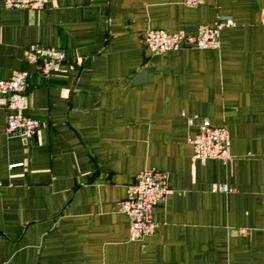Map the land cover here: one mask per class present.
<instances>
[{"label":"crops","instance_id":"1","mask_svg":"<svg viewBox=\"0 0 264 264\" xmlns=\"http://www.w3.org/2000/svg\"><path fill=\"white\" fill-rule=\"evenodd\" d=\"M184 1L0 0V80L34 71L31 44L66 53L33 79L34 137L7 134L0 110V264H264V0ZM218 17L234 26L217 48H144L149 30L194 35ZM204 119L227 128L229 161L193 160ZM148 169L170 192L134 242L117 205Z\"/></svg>","mask_w":264,"mask_h":264},{"label":"built area","instance_id":"2","mask_svg":"<svg viewBox=\"0 0 264 264\" xmlns=\"http://www.w3.org/2000/svg\"><path fill=\"white\" fill-rule=\"evenodd\" d=\"M184 4L194 7L202 4V0H185ZM44 5L45 0H3L5 9L36 12L42 10ZM233 26L231 17H218L211 26L199 25L194 35H187L184 31L149 30L144 34L143 44L146 51L153 55L179 51L185 47L212 49L219 46L221 31ZM65 60L66 53L63 49L31 44L24 52V61L33 66L34 71L13 70L8 79L0 80V110L8 112L5 128L7 134H17L25 140L37 134L40 122L25 114L33 79L36 75L44 78L55 75ZM194 120L196 117L188 118V124L191 125ZM189 143L195 161L217 159L226 162L231 159L227 128L214 126L206 119L200 121L198 131L189 139ZM13 166L17 165L11 167ZM212 191L226 193L230 190L225 185H217ZM169 192L167 175L164 172L148 169L135 175L134 180L126 187L125 198L117 205L118 211L128 218L130 241H140L154 233V207L164 202Z\"/></svg>","mask_w":264,"mask_h":264}]
</instances>
